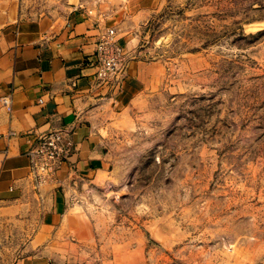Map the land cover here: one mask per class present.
<instances>
[{
	"label": "rangeland",
	"instance_id": "obj_1",
	"mask_svg": "<svg viewBox=\"0 0 264 264\" xmlns=\"http://www.w3.org/2000/svg\"><path fill=\"white\" fill-rule=\"evenodd\" d=\"M10 1L92 10L124 68L95 83L103 167L44 220L0 211V262L264 264V0Z\"/></svg>",
	"mask_w": 264,
	"mask_h": 264
},
{
	"label": "crops",
	"instance_id": "obj_2",
	"mask_svg": "<svg viewBox=\"0 0 264 264\" xmlns=\"http://www.w3.org/2000/svg\"><path fill=\"white\" fill-rule=\"evenodd\" d=\"M11 2L0 4V97L11 92L10 111L0 100V211L20 218L30 211L44 220L48 204L60 208L103 167L105 103L93 79L97 29L87 10L68 1L40 16L18 15ZM52 128L68 131L75 149L57 183L36 192L26 154L33 135L26 133ZM18 264L47 262L22 258Z\"/></svg>",
	"mask_w": 264,
	"mask_h": 264
},
{
	"label": "built area",
	"instance_id": "obj_3",
	"mask_svg": "<svg viewBox=\"0 0 264 264\" xmlns=\"http://www.w3.org/2000/svg\"><path fill=\"white\" fill-rule=\"evenodd\" d=\"M87 14L93 17L94 27L97 29L93 53L94 84L117 78V74L124 68V47L119 42L116 28L106 24L98 15L95 18L92 10H87ZM69 25L67 23L68 27ZM0 100L10 111L11 92L1 95ZM39 101L42 102V99ZM26 134L33 135L26 154L29 159L28 178L32 189L37 192L46 185L57 183V172L69 160L75 144L68 131L62 128L28 131Z\"/></svg>",
	"mask_w": 264,
	"mask_h": 264
}]
</instances>
